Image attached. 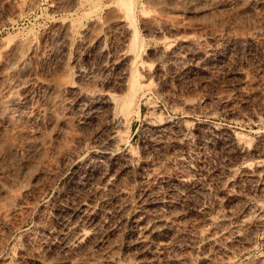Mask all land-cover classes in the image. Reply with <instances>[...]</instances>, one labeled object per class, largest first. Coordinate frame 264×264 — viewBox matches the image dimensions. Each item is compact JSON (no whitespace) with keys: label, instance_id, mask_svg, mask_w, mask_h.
Returning a JSON list of instances; mask_svg holds the SVG:
<instances>
[{"label":"rangeland","instance_id":"rangeland-1","mask_svg":"<svg viewBox=\"0 0 264 264\" xmlns=\"http://www.w3.org/2000/svg\"><path fill=\"white\" fill-rule=\"evenodd\" d=\"M109 2L38 0L24 8L0 0V47L14 46L0 64V95H18L0 105V264H259L264 222L229 242L209 235L230 233L264 206V173L243 171L264 166V0L241 13L202 0H131L137 60L152 76L134 94L114 147L109 122L130 81L119 86L122 67L113 63L122 34L102 24ZM64 20L70 31L56 50ZM92 20L103 25L100 49L78 32ZM91 81L113 91L110 115L77 97ZM85 204L94 225L75 249L64 231ZM161 213L167 221L153 246H141L132 220Z\"/></svg>","mask_w":264,"mask_h":264},{"label":"bare ground","instance_id":"bare-ground-1","mask_svg":"<svg viewBox=\"0 0 264 264\" xmlns=\"http://www.w3.org/2000/svg\"><path fill=\"white\" fill-rule=\"evenodd\" d=\"M19 1L24 8H29L33 5H35L38 0H19ZM202 1L209 4V7L215 11H218V8L222 7L221 5L229 4L236 13H241L244 10H247L248 8H250L251 5L250 4L248 5L249 2H251V3H252V1L254 3L263 2V0H248V1L247 0H202ZM130 4H131V0H110V2L107 3V7H106L107 9L105 11V17H104V21L102 23L105 25H108V24L115 25L116 28L118 29V31L120 32V34H122V40L120 39L121 40L120 46H118V49L114 53L113 63L117 66L122 67V71L120 73V78H119L120 79V82H119L120 85L119 86H121V88H122V87H124L126 80L129 79V81H130V90L128 91L127 94H125L126 96L122 102V105H120L121 111L118 113V115L113 114L110 118V122H109L110 123V125H109L110 129H109L108 134H107V139H108L107 141H109L108 144L110 143L109 145H111V146L113 145V147H114L115 143L117 144L120 140L122 141L124 139L122 136V133H124V132L121 131V127H123V125L126 123V121H128L127 117H128V114H130L132 101L134 99L133 97L135 96L134 94L136 93L138 88H140L144 85H147V84H151V76H152V71L149 68V66L147 65L146 61L144 59H140V61L137 60L138 53L136 55V48H135L136 42L133 39L134 37H133V33H132V28H131L128 20H127L128 18L126 17L127 12H128L127 9L130 6ZM102 24L99 21L92 20V21L88 22L87 26L80 27L78 29V32L80 34V37L82 38V41H85L86 43H88L92 46H96L99 49L102 48L101 47V42H102L101 26H103ZM70 27H71V24H70V21H68V20H64V21L57 23V31L54 34L55 39L58 41L57 42L58 45L56 46V50H59L61 46H64L66 44V42H67L66 39H67L68 33L70 31V29H69ZM160 30L161 29L157 28L158 32H160ZM35 49H36L35 46H33V50H35ZM101 50H103V49H101ZM171 50H172L171 52H173V54H174L175 51L173 49H171ZM12 51H14L13 45H8V44L1 45V47H0V64H2L4 58L6 56H8L10 53H12ZM32 53H34V52L32 51ZM32 53L30 54V56L27 57L28 59L31 58ZM135 63L137 65L136 69L138 71H134L135 69L133 70V66ZM57 67H59V65H57ZM4 97H7V99L10 100V102L14 101V103H17L16 100H17L18 95L15 94L14 92H10L6 96L4 94L0 95V105L5 106L4 102L6 101V99H4ZM77 97L80 100H83V99L85 101L88 100L91 104V108H92L93 112L105 109L106 112H108L110 115L111 110L114 109V107H115L114 106L115 103H114L113 91L111 89L107 88L106 86L104 87L103 84H97L93 81H91V83L87 86L86 91H79L77 94ZM51 98H52L51 95H49L47 98L48 107L50 109H55L57 100L54 98L53 99H51ZM138 110H139V108H138ZM138 113L139 112L136 111V114H138ZM22 118H23L22 113L19 111L16 114H14V116L12 117V119L17 121V122L22 121ZM147 120H148V123L154 124L155 126H162V123L156 124L157 119H155V118H149ZM18 125H19V129H18L19 132L24 133L29 138L35 136V132H31L30 130L25 129L24 126L21 128L22 124L21 125L18 124ZM124 126L126 127V125H124ZM235 139L238 141V137L236 135H235ZM242 145H239V146H240L241 150L243 151V153L247 152L249 148L246 149V146L245 145L242 146ZM116 147H117V145H116ZM111 151H113V150H111ZM243 171L246 173V175L254 177L257 174L261 175L262 173H264V166L263 165L262 166L257 165L253 169L248 168V167H244ZM109 172H111V171L107 170V172H105L104 174L102 173L103 174L102 180H104V182H102V183L106 184L112 178L110 176ZM188 172H189V170H188ZM179 174H178V176H179ZM186 177L187 176L181 175L177 178V180L180 183L181 182L183 183V182L188 180ZM256 204H258V203H256ZM83 206H84L83 207L84 210H82V213H83L82 216L80 218L78 217L79 219H77V220L71 221L67 225L66 231H64V234L67 238V241L69 243H71L73 248H75V249H81L82 247H84L89 242V238H90L91 233H92V227L94 225L93 219L90 215V212H88L89 205L85 204ZM253 207H254V209L252 210L251 214L249 213L250 218H246L245 220L242 219L240 222H238L236 228L233 231H231L230 233L228 231L224 230L222 227H220V228L212 231L211 232L212 235H209V236H213L214 240H216L218 238H222L225 241L229 242L232 239L238 237L237 235H239V232L241 231V229L243 230V227H245V228L247 227V229H248L252 226H255L256 224L263 223L264 222V206H263V204L262 205L258 204V205H255ZM166 214L167 213L159 214L155 218V220L153 219L154 220L153 222L151 220H149V221L145 220L144 217L138 216L137 218H134L132 220V222H133V225L137 231V236H136L137 243H139L141 246L146 247V248L152 247L153 246V240L155 242L158 235L160 234L159 224L161 221L165 220V218L167 217ZM147 219H151V218H147ZM165 221H167V220H165ZM141 254H142V252H140V251L135 252L134 258L139 259ZM258 263L264 264V255L262 258H260ZM64 264H81V263H79L73 259H68Z\"/></svg>","mask_w":264,"mask_h":264}]
</instances>
